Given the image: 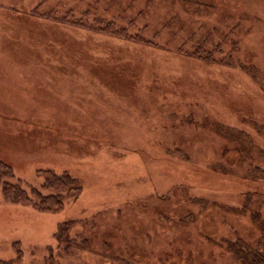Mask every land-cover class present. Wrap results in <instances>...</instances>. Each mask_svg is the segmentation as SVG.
I'll use <instances>...</instances> for the list:
<instances>
[{
  "label": "rangeland",
  "instance_id": "374dc122",
  "mask_svg": "<svg viewBox=\"0 0 264 264\" xmlns=\"http://www.w3.org/2000/svg\"><path fill=\"white\" fill-rule=\"evenodd\" d=\"M0 9V264H240L258 248L264 0ZM44 169L80 192L52 211L5 197L4 180L48 193ZM68 219L80 234L59 246Z\"/></svg>",
  "mask_w": 264,
  "mask_h": 264
},
{
  "label": "trees",
  "instance_id": "16d2710c",
  "mask_svg": "<svg viewBox=\"0 0 264 264\" xmlns=\"http://www.w3.org/2000/svg\"><path fill=\"white\" fill-rule=\"evenodd\" d=\"M2 11L0 9V14ZM66 23L71 27L77 25L76 23H74V20ZM97 29V32L121 37L124 36V34L121 33L127 31L126 27L120 26L114 20L107 21L105 19L100 21V28ZM7 33L8 32H5L4 35ZM1 163L2 162H0V164ZM4 174L5 176L7 174H10L11 177L13 176L10 172L9 167L7 168V172L5 171ZM42 175L44 179L40 188L43 190H47L48 193L43 194L41 190L37 189L36 187H30L28 192L27 190L22 188L21 183L18 179L14 181L4 180L2 189L4 191L5 197L12 198V202L15 203L31 204L33 207H37L39 210L52 211L61 209L63 207V199L65 193H69L71 196L76 197L78 192H80L81 190L77 178L70 175V173L67 171L56 173L51 169H44L42 171ZM10 195H12V197H10ZM75 222L76 221L74 220L68 219L66 221L58 223L56 231L54 233V238L58 242L59 246H71V244L74 243V238H77L79 236V232L75 234L72 233V226ZM255 242H259L257 244V249L254 250V248H252V250H250L249 252L248 250H246V248H244V251L241 252L242 256H239L240 264H264V237H257V239H255ZM248 245H250V243H248ZM248 245L247 248H250V246Z\"/></svg>",
  "mask_w": 264,
  "mask_h": 264
}]
</instances>
